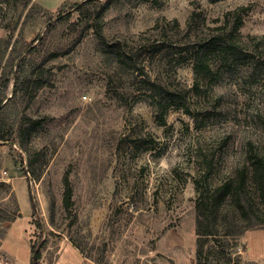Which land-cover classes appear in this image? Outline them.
<instances>
[{"label":"rangeland","instance_id":"rangeland-1","mask_svg":"<svg viewBox=\"0 0 264 264\" xmlns=\"http://www.w3.org/2000/svg\"><path fill=\"white\" fill-rule=\"evenodd\" d=\"M86 1L0 0V99L21 60L45 70L44 84L14 97L43 123L0 139V264H31V240L45 243L43 264H198L199 237L205 252L214 243L205 213L226 181L219 222L239 217L238 182L245 219L260 220L215 230L227 248L204 264H264L252 177L264 154V0ZM218 33L239 45L231 66L212 56L196 78L186 48Z\"/></svg>","mask_w":264,"mask_h":264},{"label":"trees","instance_id":"trees-1","mask_svg":"<svg viewBox=\"0 0 264 264\" xmlns=\"http://www.w3.org/2000/svg\"><path fill=\"white\" fill-rule=\"evenodd\" d=\"M89 3H91V0H87L84 4L86 5ZM84 4L78 9H81ZM100 15V12H97L94 15L95 23L97 26L99 24L98 22ZM69 16L70 15H66L63 18L67 19L69 18ZM90 18L91 16L88 18L89 21L86 23L85 28H89L90 26H92V23H90ZM242 23V19L238 17L234 21L233 29L235 31H239L240 27L242 26ZM54 27L55 24H52L51 28L48 31L51 32ZM97 32L101 33V30L97 28ZM238 49L239 45H236L233 41L231 42V40H229V38L226 37L224 33L211 35L207 39H204L202 42L186 48L193 62V69L196 78L202 72L210 73L212 71V56L215 57L216 61L219 62L220 66L223 64H228L229 66H231V64L229 63L231 62V57L236 54ZM52 56L54 55L52 54L51 56L45 57L44 60H50ZM28 62L29 61L21 60L18 64V70L15 73V77L12 78L14 86L13 95L9 97L5 102H3L4 98L6 97L4 96L5 94H3V98L0 99V139L2 140H6L15 133H17L20 140H25L35 129L41 126L44 121V118L42 117H33L28 115L27 113H23V111H20V109L16 106L14 100V97L17 96L19 90L24 92L27 91L31 86H34L36 88L37 86L44 84L45 70L42 69V67H38L40 65H36L33 62ZM29 65L30 67H27ZM9 81L10 79L5 80L3 84L5 86H8ZM154 86L156 87L153 89L152 96L160 97L163 92V87L155 83ZM174 96V93L166 91L165 98L167 100H172ZM157 104L159 107L162 106L160 100L157 101ZM160 118L162 122H165V118L163 115H160ZM243 173L244 171H242V174ZM252 177L260 193L261 200L264 204V154H259L255 157L252 169ZM230 185L231 181H226L225 183L217 186L214 189V198L211 200V206H208V211H206L205 213V229L207 232L206 234L214 235V237H212L214 243L210 246L208 252H205L204 243L202 239L203 237H199V247L197 251L198 264L215 262V260L220 263L221 259H214V257L216 255L220 257L227 248V243H225L227 242V239L222 238H228L226 237L228 234H238L240 230L239 226L241 225L251 226L260 220V217L258 215L254 216L248 221L245 219V214L248 213L251 209L250 204L246 201V198L242 197L244 196L242 184L241 182H238L236 184V192L239 195V201L236 199L237 210H235L234 213H239V217L238 219H233V222L229 224L219 222V204L221 203L222 198L227 194ZM63 201L67 209H70L74 203L73 187L68 177L65 178ZM215 230H221L224 232L223 234L227 235L225 237L219 238L216 236L217 233L214 232ZM44 249L45 243L43 241L37 243L31 240V264H39Z\"/></svg>","mask_w":264,"mask_h":264},{"label":"built area","instance_id":"built-area-1","mask_svg":"<svg viewBox=\"0 0 264 264\" xmlns=\"http://www.w3.org/2000/svg\"><path fill=\"white\" fill-rule=\"evenodd\" d=\"M39 264H43L42 262H40Z\"/></svg>","mask_w":264,"mask_h":264}]
</instances>
